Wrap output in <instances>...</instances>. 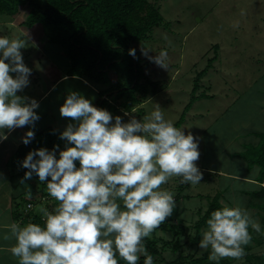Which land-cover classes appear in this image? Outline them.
Wrapping results in <instances>:
<instances>
[{"label":"clouds","instance_id":"9594fccd","mask_svg":"<svg viewBox=\"0 0 264 264\" xmlns=\"http://www.w3.org/2000/svg\"><path fill=\"white\" fill-rule=\"evenodd\" d=\"M31 41L28 34L13 39L0 35V142L8 139L5 130L34 128L40 119L39 102L18 95L30 85L32 72L21 50ZM150 52L141 47L142 55L168 70L167 51L155 56ZM129 55L137 58L136 49H130ZM60 115L75 121L60 134L65 149L59 151V158V145L51 151L41 147L28 152L21 162L27 171L19 181L25 184L35 174L40 183H46L57 206L53 211L39 208L44 226L4 224L3 241H15L8 250L19 264H119V260L138 264L141 256L143 264H154L144 239L176 207L174 194L161 185L171 177H180L182 184L201 182L198 139L165 119L158 104L142 120L131 116L124 122L121 116L113 118L108 110L70 91ZM34 137L29 130L22 142L27 145ZM252 182L264 187V183ZM25 197L32 199L30 188ZM250 228L261 232L260 223L246 208L239 203L222 204L207 219L199 247L210 249L208 259L215 264L223 258L240 260L253 239Z\"/></svg>","mask_w":264,"mask_h":264},{"label":"rangeland","instance_id":"374dc122","mask_svg":"<svg viewBox=\"0 0 264 264\" xmlns=\"http://www.w3.org/2000/svg\"><path fill=\"white\" fill-rule=\"evenodd\" d=\"M150 1L159 6L163 24L155 27L148 37L137 41L135 46L140 53L142 46L150 49L151 56L166 50L168 70L157 66L141 53L147 67V78L143 81H159V90L155 94L150 92L148 99L143 103H134L132 111L127 112L129 115L123 113L124 116L122 112H117L116 116H121L124 122H128L131 116L142 120L143 116L154 111L158 104L165 119L175 123L191 99L196 75L206 67L216 52V45H219V56L213 67L200 80L201 87L196 92L197 95L204 92L209 97L194 102L180 127L186 134L191 131L199 141L200 158L196 163L199 169L204 168L203 178L199 184L192 185L180 183V177H171L166 184L161 185L162 189L174 194V199L180 195L174 212L185 207L182 218L188 228L182 234L175 235L168 228L163 230L159 227L151 237L156 235L163 246L166 241L179 239L189 260L203 255L206 250H202L199 244H191L190 238H193L196 232L193 226L200 214L208 209L210 199L220 193V200L224 204L232 206L239 203L260 223L261 232L253 231L255 238L249 245L248 253L263 255L264 242L259 243L258 240L264 238V209L254 203L264 201L247 193L255 189L256 184L243 181L237 176L255 177L257 170L255 167L249 169L248 163L236 154L244 151L248 144L256 143L259 139L256 133L264 131V0ZM30 8L27 5L12 23L9 22L10 16L0 11V35L9 39L24 38L26 34L32 37L27 47L21 50L23 58L29 54L32 63L28 65L27 61L25 62L32 72L30 85L18 94L38 100L43 90L49 91L39 101L40 107L36 111L40 119L35 122V127L17 128L1 146L0 153L8 143H23L22 138L29 130L34 131L36 135L38 131L54 127L62 133L69 123H75L60 115V107L65 103L70 91L79 92L94 106L100 97L98 88L83 79L62 78L57 81L68 73L69 59L64 47L48 42L49 37L41 24L32 27L21 24ZM110 75L115 79L113 72ZM149 87L152 88L151 85ZM114 122L113 119L112 123ZM10 152L11 150L7 151L5 155ZM12 163L11 158L10 164ZM8 170L11 173L19 170L20 176L27 171L21 166V162L17 167L9 165ZM214 171L219 174L213 173ZM19 175L15 176L14 181L18 180ZM30 180L39 179L32 177ZM27 182L17 185L15 183L16 190L29 186L33 191L34 184L29 185V181ZM15 192L13 190L12 194ZM6 193V190L0 189V196L4 197ZM187 194L192 197L188 199L184 196ZM25 198L23 194L18 199L22 214L32 210L40 213L39 208L45 206V200L41 203L33 197L29 201H33L35 206L28 210ZM170 247L163 252L167 258ZM223 259L229 262L228 264H248L245 256L240 260ZM155 264L165 262L157 261Z\"/></svg>","mask_w":264,"mask_h":264},{"label":"trees","instance_id":"16d2710c","mask_svg":"<svg viewBox=\"0 0 264 264\" xmlns=\"http://www.w3.org/2000/svg\"><path fill=\"white\" fill-rule=\"evenodd\" d=\"M27 5L31 8L22 24L27 27L41 24L44 32L49 37L48 42L58 43L64 47V52L70 63L67 79L78 78L82 80L83 78V80L94 84L100 95L95 104L97 108L108 110L115 118L117 112H122L121 114L130 112L134 108V103H143L148 99L150 92L154 94L158 92L159 81L149 80V83L143 81L144 78H147V67L146 63L143 62L139 49L135 46L137 41L148 37V34L155 27L163 24V16L159 6L155 3L150 0H0V11L10 16L9 21H13ZM133 48L136 49L137 58L129 55V50ZM218 48L219 45L217 44L214 56L210 58L206 67L196 75L191 99L184 107L182 116L174 123V126L178 128L182 126L186 114L194 102L200 98L209 97L204 92L200 95H197L196 92L201 87L200 80L217 60L219 56ZM111 72L114 73L115 79L111 77ZM60 134L59 130L54 127L38 131L29 144L21 143L19 145L12 155L13 163L22 162L27 153L32 150L46 147L51 151L56 145H59L57 151V158H59V151L64 150L66 145V141L60 139ZM256 135L259 137L258 141L248 144L244 151L236 155L242 157L248 163L249 169L255 167L257 170L255 177H244L264 183V131L257 132ZM75 163L76 167L79 168V161ZM203 169L200 167L202 173ZM213 173L219 174L218 171ZM33 177L39 179L35 174H33ZM242 180L253 183L250 180ZM27 181H29V185L34 184L35 187L31 191L32 199L34 197L37 201L43 203L42 198L46 196L47 200H45V206H43L49 211H53L58 202L54 198H49L46 183L42 184L39 180ZM37 182L40 184H37ZM254 184L257 187L247 191V193L253 198L264 201V187H259L257 183ZM25 191L26 189L15 196L20 198L25 194ZM179 196L175 198L176 202L179 200ZM184 196L188 199L192 197L190 194ZM28 202L31 201L26 199V206ZM222 204L224 203L220 200V193L210 199L208 209L200 214L198 220L194 223L195 236L190 238L193 246L199 244L202 238V230L206 227V221L210 218L211 212L221 208ZM254 204L264 209V203L255 202ZM20 205L21 203L18 201L16 203L18 208L15 212L17 217L21 218L24 215L26 222L44 226L45 221L41 213L28 209L32 211H26V214H22L19 209ZM184 211L185 207L181 210L176 209L173 215L169 219L167 218L160 227L163 230L168 228L175 235L182 234L188 228L182 218ZM198 211L200 212L201 209ZM249 231L252 237L255 238L253 230L250 228ZM258 242H264V238L258 240ZM144 243L148 252L154 257V264L157 261H164L165 264H188V262H190L189 264H215V262L208 259L210 249L206 250L203 255L192 257L189 260L177 238L166 241L165 246H163L154 235V237L145 238ZM169 246L171 247L169 248V258H167L163 255V252ZM249 250L250 246H247L245 259L248 264H264V254H250L248 253ZM143 259L144 257L141 256L138 264H143ZM228 263L224 259L219 262V264ZM119 264H126V262L119 260Z\"/></svg>","mask_w":264,"mask_h":264},{"label":"crops","instance_id":"0c3cea01","mask_svg":"<svg viewBox=\"0 0 264 264\" xmlns=\"http://www.w3.org/2000/svg\"><path fill=\"white\" fill-rule=\"evenodd\" d=\"M17 18L18 17H16L14 20H16ZM13 21H9V22L12 23ZM22 22H21V24H22ZM23 59H24V62L27 61L28 65L32 64L30 61L29 54H26L25 58H23ZM32 69H33V66H32ZM65 77L67 78L68 75L67 74L63 75L57 81L61 80L62 78H65ZM84 81H87V80H84ZM25 90L26 89H24V91ZM33 90H34V88L32 89V92L34 93ZM48 91L49 90H46V91L43 90L41 92L42 93L41 97L37 101L39 102L41 100V98H43L47 94ZM22 94H24V93H22ZM14 131L8 133L7 130H5L6 134L8 135V139L10 136H12ZM7 140L0 142V148L4 143H6ZM20 144H21V142H16V141H14L10 144L8 143L5 147V149L2 150L0 153L1 154L0 155V183H1L0 189L2 188L3 190H6V192H7L6 196H4V197L0 196V264H19L18 259L16 257H14L11 254V252L8 250L12 246V244L15 243V241H3V239H2V235L5 232L3 225L7 224V223H11V222H19L22 225H26L27 223H29V222H26L24 220V215H23V217L19 218V217H17V215L15 213L16 209H17L16 203H18V199H19L18 196H15V195H18L19 192H22V190H25L24 188L21 190H16V185L20 181L19 178H23L24 175L20 176L19 170H17L16 172L14 171L12 173L8 170L9 165L17 167V164H13V163L10 164V161H11L12 155L15 153V151L17 150V148L19 147ZM9 150H11L9 155L8 154L5 155V153ZM222 173L224 174L225 172H222ZM16 175H19V176H17L18 180L14 181V178ZM237 176H239L242 179H246L243 175H237ZM246 180L253 181V179H250V178H247ZM15 183H16V185H15ZM13 190L16 191L15 194H12Z\"/></svg>","mask_w":264,"mask_h":264},{"label":"built area","instance_id":"2783aa9c","mask_svg":"<svg viewBox=\"0 0 264 264\" xmlns=\"http://www.w3.org/2000/svg\"><path fill=\"white\" fill-rule=\"evenodd\" d=\"M46 198H47V197H46V196H44V197L42 198V200L44 201V200H46ZM29 204H31V205H32V207H31V208H29V207H28V205H29ZM33 207H34V203H33L32 201L27 203V208H28V209H32Z\"/></svg>","mask_w":264,"mask_h":264}]
</instances>
